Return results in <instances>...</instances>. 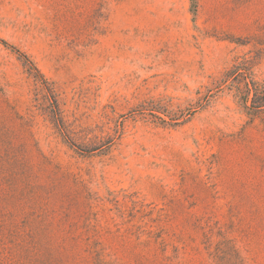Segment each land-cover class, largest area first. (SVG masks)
I'll return each instance as SVG.
<instances>
[{
    "label": "rangeland",
    "instance_id": "rangeland-1",
    "mask_svg": "<svg viewBox=\"0 0 264 264\" xmlns=\"http://www.w3.org/2000/svg\"><path fill=\"white\" fill-rule=\"evenodd\" d=\"M0 264H264V0H0Z\"/></svg>",
    "mask_w": 264,
    "mask_h": 264
},
{
    "label": "trees",
    "instance_id": "trees-1",
    "mask_svg": "<svg viewBox=\"0 0 264 264\" xmlns=\"http://www.w3.org/2000/svg\"><path fill=\"white\" fill-rule=\"evenodd\" d=\"M28 64H31V66H32V63L29 62V61H28ZM254 93H255V94H254V98H255L254 100H255V101H253V102H254V107H256V108L261 107V106H262V103L256 101V98H257V97L260 95V93H261L260 89H259L258 87H256L255 90H254ZM255 105H257V106H255Z\"/></svg>",
    "mask_w": 264,
    "mask_h": 264
}]
</instances>
